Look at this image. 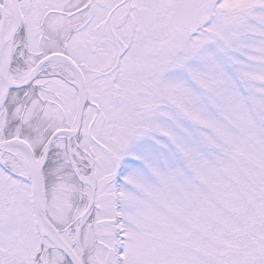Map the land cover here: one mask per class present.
I'll return each instance as SVG.
<instances>
[{
  "label": "snow or ice",
  "instance_id": "snow-or-ice-1",
  "mask_svg": "<svg viewBox=\"0 0 264 264\" xmlns=\"http://www.w3.org/2000/svg\"><path fill=\"white\" fill-rule=\"evenodd\" d=\"M0 264H264V0H0Z\"/></svg>",
  "mask_w": 264,
  "mask_h": 264
}]
</instances>
